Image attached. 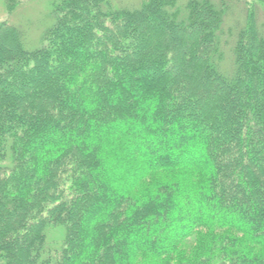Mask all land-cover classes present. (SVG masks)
<instances>
[{"label": "trees", "instance_id": "obj_1", "mask_svg": "<svg viewBox=\"0 0 264 264\" xmlns=\"http://www.w3.org/2000/svg\"><path fill=\"white\" fill-rule=\"evenodd\" d=\"M125 5L0 23V264H264V0Z\"/></svg>", "mask_w": 264, "mask_h": 264}, {"label": "rangeland", "instance_id": "obj_2", "mask_svg": "<svg viewBox=\"0 0 264 264\" xmlns=\"http://www.w3.org/2000/svg\"><path fill=\"white\" fill-rule=\"evenodd\" d=\"M55 0H19L13 11H8L3 0H0V23L8 22L18 27L25 38L27 48H37L42 41V34L53 23L51 4ZM118 7H133L125 4L139 5L142 0H110ZM119 2L122 5H119ZM237 12V11H236ZM239 12V11H238ZM238 20L243 15H239Z\"/></svg>", "mask_w": 264, "mask_h": 264}]
</instances>
